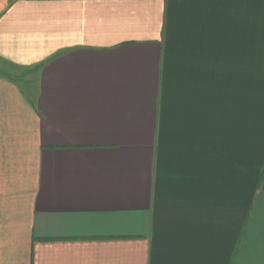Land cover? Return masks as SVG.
Segmentation results:
<instances>
[{
	"label": "crops",
	"instance_id": "0c3cea01",
	"mask_svg": "<svg viewBox=\"0 0 264 264\" xmlns=\"http://www.w3.org/2000/svg\"><path fill=\"white\" fill-rule=\"evenodd\" d=\"M0 264H264V0H0Z\"/></svg>",
	"mask_w": 264,
	"mask_h": 264
},
{
	"label": "rangeland",
	"instance_id": "374dc122",
	"mask_svg": "<svg viewBox=\"0 0 264 264\" xmlns=\"http://www.w3.org/2000/svg\"><path fill=\"white\" fill-rule=\"evenodd\" d=\"M14 69L15 68L7 66L6 63L0 62V77L11 75V76H17V78L20 79L21 81H25V76L23 75L24 73L22 72L18 73Z\"/></svg>",
	"mask_w": 264,
	"mask_h": 264
}]
</instances>
